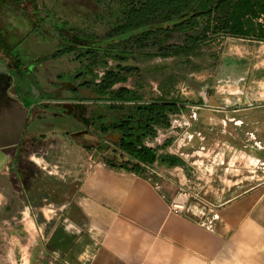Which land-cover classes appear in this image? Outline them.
<instances>
[{"label":"crops","instance_id":"obj_1","mask_svg":"<svg viewBox=\"0 0 264 264\" xmlns=\"http://www.w3.org/2000/svg\"><path fill=\"white\" fill-rule=\"evenodd\" d=\"M7 9L1 18L7 20L10 13L23 30L24 16ZM34 29L37 42L48 44ZM62 41L64 46L49 41L62 50L35 64L36 68L31 66L29 77L27 60L0 50L4 71L0 73V152L7 157L0 170L11 163L13 179L19 177L17 185L0 191V231L19 240L17 249L5 251L12 257L10 263L264 264V43L245 40L257 51L225 58L223 70L210 75L208 94L201 87L194 90L198 100L193 105L163 87L152 89L150 99H145L143 78L138 77L141 83L133 89H115L125 84L118 83L111 91L125 89L141 100L115 104L109 110L105 97L80 87L88 82L84 73L78 79V74L57 67L49 75L48 66L78 64L73 51L64 53L74 49V43ZM129 61L115 62L112 70ZM62 82L67 84L60 90L59 103L73 104L75 118L54 106H41L27 91L34 87L46 101ZM91 104L98 105L90 112L89 131L80 115ZM137 104L156 105L161 119L142 139L143 147L153 152L152 166L161 176L158 190L142 173L111 168L102 159L111 156L120 139L112 130H103L131 114ZM60 115L70 122L57 123ZM47 116L54 122L49 123ZM73 126L74 133L68 129ZM81 136L101 141L94 145L73 141ZM104 143L110 148L94 160L95 147ZM34 160L44 164L41 170L50 168L46 175L55 181L48 190L52 197H47L44 187L32 188L31 181L37 187L38 180L36 175L32 179L27 167L37 166ZM177 185L200 196V204L191 207L188 216L168 211ZM31 210H36L39 223Z\"/></svg>","mask_w":264,"mask_h":264},{"label":"trees","instance_id":"obj_2","mask_svg":"<svg viewBox=\"0 0 264 264\" xmlns=\"http://www.w3.org/2000/svg\"><path fill=\"white\" fill-rule=\"evenodd\" d=\"M120 8L118 42L109 38L113 43L86 49L74 44V49L64 52L75 53L77 78L82 79V73L88 77V82L80 87L90 89L99 98L105 97L111 104L109 110L115 104L138 103L141 96L125 89L111 91L114 85L126 83L127 78L138 74L128 66L118 65L112 70L108 68V60L120 64L128 60L141 63L154 57H175L190 65L188 58L199 55L200 45L216 38L264 43V0H125ZM134 38V44L128 46L126 41ZM172 39L179 45L168 49L165 44ZM143 42L152 43L155 52L144 50ZM98 69L105 70L101 77L95 73ZM159 121L156 105L147 108L133 105L131 114L103 130H112L120 137L111 149V156L102 158L104 163L136 174L141 173L143 165L152 166L155 157L143 147L142 139L151 135V125Z\"/></svg>","mask_w":264,"mask_h":264},{"label":"rangeland","instance_id":"obj_3","mask_svg":"<svg viewBox=\"0 0 264 264\" xmlns=\"http://www.w3.org/2000/svg\"><path fill=\"white\" fill-rule=\"evenodd\" d=\"M12 1L14 2V0H0V50L2 49L9 53L14 52L17 55V58L21 61L27 60L29 63L26 65L27 69L31 68V66H35L37 63L45 61L47 57L55 51L62 50L60 45H63V39L71 41L74 44L83 45L82 48L85 49L90 46L104 47L107 44L113 43L108 41L109 38L114 39L112 41L115 42L119 41L118 35L116 34V27L119 26L117 19L120 16V7L124 4L125 0H26L32 4V7H26L24 10L23 7L20 6L22 11L20 10L19 13L21 16H24V19L27 21L23 30L20 29L21 27H16L13 18L10 17V13L7 20L1 18L2 15H4V11L8 10V7L12 9V7L18 6L19 2H14L12 5ZM33 4H35V7ZM19 22L22 24L21 21ZM36 27L38 37L45 40L47 39L48 44H43L44 42L40 44L37 42L38 40L34 38V34L36 33L34 28ZM58 32L62 33V40H60L61 36ZM5 33L8 34V38H6ZM50 40L59 41L60 45L54 46L53 42L49 43ZM134 42L135 38L127 40L126 44L132 46ZM174 44L179 45L174 39H172L167 42L165 46L168 49H171ZM142 46L144 50H147L148 52H155L154 45L150 42H143ZM199 48L200 51L198 56L188 58L190 65L184 63V59L181 58L154 57L152 60L144 61L140 64H136L134 61L132 62L130 60L125 66L136 68V72L138 71V77L143 78L142 86L145 99H150V96H152V92L154 91H152V89H160L163 87L164 92H176L179 95L184 96L182 97L183 101L186 100L188 104L193 105L194 102L196 103L198 100L194 97V90L201 87L203 92L205 90V93L208 94L210 75L212 74L215 76L223 70L221 69V64L224 62L225 58L242 57L248 56L249 54L252 55L253 52L258 49L256 45L247 43L245 40L231 38H216L213 41L201 44ZM65 61L66 59L64 62ZM107 62L108 68H113L115 65L114 61L108 60ZM51 66H48L46 69L49 75L56 73V71H58L57 67L63 72L66 71L68 74H78V64L76 63L71 64V62H69L67 64H61V66ZM37 67L40 68V66ZM222 68H224V66H222ZM95 73L100 74L101 72L95 71ZM68 74L63 75L65 80L69 78L67 76ZM27 75L29 77V74ZM138 77L131 76L127 78L124 85L116 86L114 88L133 89L136 83H141ZM147 78L150 79V81H146ZM40 81L42 82L41 78ZM97 105L98 104H91V106L85 107L86 109L84 111H81L80 118L84 122L83 128L86 130L91 131L89 128L90 112L95 110ZM39 114L41 113L37 112V115ZM45 119L49 121V123L54 122V119H51L49 116L45 117ZM55 121L60 124H68L70 118L60 115ZM68 129L73 131L75 126L68 127ZM71 140L72 139L70 138L67 139L69 142ZM73 141L79 144L94 145L95 141L101 140H96L94 137L90 136H81L74 138ZM34 161L38 163L37 166L31 165L27 167L32 175V179L33 176L36 175L38 180L37 187L33 186L34 183L31 181L32 188L34 187L33 189L36 190L37 188L44 187L47 191V197H52V194H50L48 190H50V184L55 185V181H52V179H49V176L46 175L47 172H50V168L47 167L45 170H41V166L45 167L44 164L40 165L39 160ZM44 163L50 162L45 160ZM4 173L7 174V176L2 175ZM13 177L14 172L12 171L10 163L7 167L0 170V191L2 189L9 190V188L18 184L19 177L17 176L14 179ZM50 178L57 177L52 176ZM64 178L65 177H62V180H66ZM58 182L60 181H57V183ZM40 184L41 186H39ZM177 186L187 190L185 186ZM61 187H65V183ZM192 194L198 199L200 198L199 194ZM48 210H50V208H48ZM31 213L33 214V217H36V222L39 223L37 221L38 217L36 210H31ZM18 219L17 221H19ZM16 226L17 228L21 227L18 223H16ZM18 242L19 240L15 238V236L14 238H11L4 231H0V264L12 263L9 261V258L12 259L11 255L10 257H7L5 251L7 252L12 251V249H17Z\"/></svg>","mask_w":264,"mask_h":264},{"label":"built area","instance_id":"obj_4","mask_svg":"<svg viewBox=\"0 0 264 264\" xmlns=\"http://www.w3.org/2000/svg\"><path fill=\"white\" fill-rule=\"evenodd\" d=\"M97 71L101 72L100 74L97 73L98 77H101L105 72L103 69H98ZM141 173L142 176L153 185L155 190L159 189L157 180H161V176H159L153 166L143 165ZM196 204L199 205L200 200L193 195L192 192L177 186L174 194L168 200L167 208L169 213L173 215L188 216L190 215V208L194 205L196 206Z\"/></svg>","mask_w":264,"mask_h":264},{"label":"flooded vegetation","instance_id":"obj_5","mask_svg":"<svg viewBox=\"0 0 264 264\" xmlns=\"http://www.w3.org/2000/svg\"><path fill=\"white\" fill-rule=\"evenodd\" d=\"M14 2H17V3L19 2V4H18L17 7H12V9H16L17 11H20V10L22 11V8L20 6H22L24 10H25L26 7H28V8L32 7V4L30 2H28V1H26V0H14ZM14 2L12 3V5L14 4ZM33 6L35 7V4H33ZM33 67L36 68L35 66H33ZM30 71H31L30 68L26 69L25 75L28 76L27 74H29ZM0 73L1 74H4V71H0ZM66 84H67L66 82H62L61 85L59 84L60 85L59 88H57L56 90H54V93L52 95L51 94L50 95H47V97L49 99L46 98L47 99L46 101H43V99H44L43 98V92H41V94H40V92L38 91V93H39L38 99L37 100H34V95H32L31 90H30V87H29V89H27V91H28L29 95L31 96V100L37 101L36 103H41V106H43V107L44 106L47 107L49 105L50 106H54L57 109H59L62 113H64L63 109L59 106L58 97L60 96V92L63 91V90H65ZM41 100L43 102H45V104H43V102ZM73 118H75V116H73Z\"/></svg>","mask_w":264,"mask_h":264},{"label":"water","instance_id":"obj_6","mask_svg":"<svg viewBox=\"0 0 264 264\" xmlns=\"http://www.w3.org/2000/svg\"><path fill=\"white\" fill-rule=\"evenodd\" d=\"M0 71H3L1 66H0ZM30 90H31V93L34 94V100H37L38 99V95H39L37 90H35L34 87H31ZM59 106L63 109L64 114H66L68 116H72V117L75 116V114H74L75 113V107H74L73 104H69V103L61 104V103H59ZM109 148H110V145L106 144V143L95 147V150H94V153H93L94 160L98 156L104 155L108 151ZM0 154H2V153L0 152Z\"/></svg>","mask_w":264,"mask_h":264},{"label":"bare ground","instance_id":"obj_7","mask_svg":"<svg viewBox=\"0 0 264 264\" xmlns=\"http://www.w3.org/2000/svg\"><path fill=\"white\" fill-rule=\"evenodd\" d=\"M6 159L7 157L5 155L0 154V164L3 163Z\"/></svg>","mask_w":264,"mask_h":264}]
</instances>
